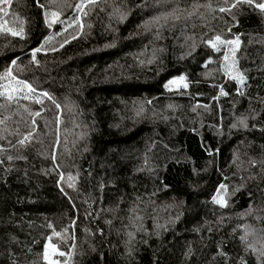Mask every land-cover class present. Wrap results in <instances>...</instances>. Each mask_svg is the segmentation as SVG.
Here are the masks:
<instances>
[{"label":"trees","instance_id":"obj_1","mask_svg":"<svg viewBox=\"0 0 264 264\" xmlns=\"http://www.w3.org/2000/svg\"><path fill=\"white\" fill-rule=\"evenodd\" d=\"M191 2L0 0V264H262L264 0Z\"/></svg>","mask_w":264,"mask_h":264},{"label":"snow or ice","instance_id":"obj_2","mask_svg":"<svg viewBox=\"0 0 264 264\" xmlns=\"http://www.w3.org/2000/svg\"><path fill=\"white\" fill-rule=\"evenodd\" d=\"M8 0H3V3H7ZM174 2L179 5L181 3V0H174ZM230 2V0H224V3L225 4H228ZM247 2L249 4L252 3V0H247ZM37 3H39V0H37ZM89 3H91L92 5H95L97 3V0H89ZM238 3H239V0L237 2V4H232L231 7L232 8H235L238 6ZM202 5L199 3V0H192L191 2V7L194 9V10H198ZM257 7H259L261 10H264V3H259L256 5ZM77 8H80L81 5H77L76 6ZM0 11H4L3 8H0ZM182 11V9H180L179 7H177L176 9H174L172 12H168V13H165L162 17H156L155 19V22L159 23V21L161 19L164 20V24H161V28H163L164 26L168 25V22H169V18H171L173 21H179L181 19V16L180 15H177L176 13ZM219 11L220 12H231V8H228V7H220L219 8ZM86 14V13H85ZM5 15H7V12H5ZM113 15L114 16H119L120 19H124L125 18V12L122 10L121 7H114L113 9ZM193 15H195V11H192V12H188L186 16L183 17V19L185 20H188L190 19ZM52 17L53 19H51L50 23H49V26H51L52 23H56L59 21V13L57 12H46V17ZM81 27H83L81 25ZM0 31H4V32H10L11 35L13 36H20L21 38H23V35H24V31H23V28H20L19 31H16V30H13L12 28H9V27H4V26H0ZM75 38V37H73ZM68 41L65 40V43H67ZM208 43L210 45H212L213 47H216L217 44H224V43H231L230 41H224V40H221V37L220 36H216L215 37V42H213L211 39L208 40ZM64 45L61 44L60 47H63ZM43 48V45H41V48H37L35 50H33L32 52V63H35L37 65H39V61L36 59V54L38 52L41 51V49ZM54 51L56 49H53ZM149 63H151V61H148ZM17 61L14 59L12 61V65H16ZM7 76L8 77H11L13 79H15V77H13V73H12V69L10 68L8 71H7ZM180 80L183 81L184 80V77H180ZM239 80L241 83H243V76H240L239 77ZM176 81H173L172 83H175ZM17 84L20 86L19 88V94H21V98L27 100V99H30L31 97L33 96H36L37 95V89L34 87L33 83L31 82H28V81H25V80H17ZM27 90L26 92H24V90ZM13 92H16L17 90L16 89H13L12 90ZM5 95L4 93H0V96H3ZM38 96H42V97H47L48 99H52V97L50 96L49 93L47 92H40L38 94ZM6 99L8 101H13L14 100V96L12 94H8L6 96ZM36 103H42L43 101L41 99H39L37 97ZM55 103V101H53ZM0 107H3V105H0ZM56 107L59 109L61 106L59 104H56ZM171 107V106H170ZM143 111V108L141 107V109L137 112V115L140 114V112ZM35 115H39V112H37ZM0 123H2V121H0ZM35 123V121H34ZM241 123H243V121H241ZM28 139V137H25V140ZM25 140H20L19 143L20 144H24ZM55 158V157H53ZM9 159H11V157H9ZM61 179H63V176H61ZM69 179H72V177H69ZM70 186H73V185H70ZM221 188L223 189V186H221ZM215 200V198H214ZM217 203L220 204L221 207H225L227 205V202L223 199H220V200H216ZM242 240H246L247 239V234L243 237H241ZM47 248V246H46ZM253 251H256L255 248H253ZM60 255H63V253H60ZM258 258H264V251H260L259 252V257ZM45 259H47V255H45ZM50 264H54V262H50ZM262 264H264V260H262Z\"/></svg>","mask_w":264,"mask_h":264},{"label":"rangeland","instance_id":"obj_3","mask_svg":"<svg viewBox=\"0 0 264 264\" xmlns=\"http://www.w3.org/2000/svg\"><path fill=\"white\" fill-rule=\"evenodd\" d=\"M46 253L45 255H47V259H45V255H44V260L46 262V264H50V262H54V264H59L58 261L55 259L56 256H58V252L56 251V249L50 245H46Z\"/></svg>","mask_w":264,"mask_h":264}]
</instances>
